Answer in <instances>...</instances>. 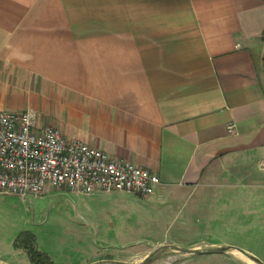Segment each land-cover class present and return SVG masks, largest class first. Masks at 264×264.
Instances as JSON below:
<instances>
[{
    "label": "crops",
    "instance_id": "obj_1",
    "mask_svg": "<svg viewBox=\"0 0 264 264\" xmlns=\"http://www.w3.org/2000/svg\"><path fill=\"white\" fill-rule=\"evenodd\" d=\"M27 109L157 174L144 205L174 192L184 203L211 178L243 189L246 165L264 172V0H0V110ZM3 227L0 264H30L13 247L26 230ZM245 241L194 243L200 252L182 258L264 264ZM36 248L67 261L37 238Z\"/></svg>",
    "mask_w": 264,
    "mask_h": 264
},
{
    "label": "rangeland",
    "instance_id": "obj_2",
    "mask_svg": "<svg viewBox=\"0 0 264 264\" xmlns=\"http://www.w3.org/2000/svg\"><path fill=\"white\" fill-rule=\"evenodd\" d=\"M245 167L250 176L243 189L239 180L222 187L221 178H211L182 192L184 203L177 200V192L161 194L152 205L124 191L101 190L93 196L95 192L54 188L23 198L0 193V225L31 232L40 246L66 258L64 264L141 262L147 255L148 264H209L195 253L184 259L186 252L172 246L189 249L188 245L216 240H246L248 248L264 252V172L254 165ZM255 181L260 200L253 195ZM188 210L192 214L183 223Z\"/></svg>",
    "mask_w": 264,
    "mask_h": 264
},
{
    "label": "built area",
    "instance_id": "obj_3",
    "mask_svg": "<svg viewBox=\"0 0 264 264\" xmlns=\"http://www.w3.org/2000/svg\"><path fill=\"white\" fill-rule=\"evenodd\" d=\"M234 124L226 125L228 134ZM264 169V164L262 165ZM159 176L102 149L38 125L31 109L0 110V193L42 196L50 188L89 195L97 190L153 194Z\"/></svg>",
    "mask_w": 264,
    "mask_h": 264
},
{
    "label": "trees",
    "instance_id": "obj_4",
    "mask_svg": "<svg viewBox=\"0 0 264 264\" xmlns=\"http://www.w3.org/2000/svg\"><path fill=\"white\" fill-rule=\"evenodd\" d=\"M13 247L26 251L30 264H53L47 254L36 249L35 236L29 231L20 232L13 241ZM149 257L142 264H148Z\"/></svg>",
    "mask_w": 264,
    "mask_h": 264
},
{
    "label": "water",
    "instance_id": "obj_5",
    "mask_svg": "<svg viewBox=\"0 0 264 264\" xmlns=\"http://www.w3.org/2000/svg\"><path fill=\"white\" fill-rule=\"evenodd\" d=\"M161 247H164V246H161ZM172 248L175 249V250L185 251V252H188V253H198V252H200L198 249H182V248H180L178 246H172ZM223 250H224V248L219 247V248H213V249L205 250V252L214 253V252H220V251H223ZM246 255H248L250 258L254 259L255 261H257L255 258L250 256L249 254H246ZM148 257H149V255L145 256L141 262H123V261H117V260H108L107 264H142V263H144V261Z\"/></svg>",
    "mask_w": 264,
    "mask_h": 264
}]
</instances>
